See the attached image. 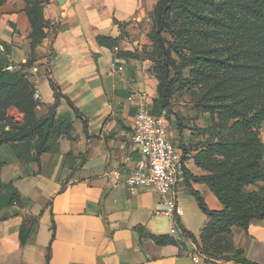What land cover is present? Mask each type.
<instances>
[{
	"label": "crops",
	"instance_id": "0c3cea01",
	"mask_svg": "<svg viewBox=\"0 0 264 264\" xmlns=\"http://www.w3.org/2000/svg\"><path fill=\"white\" fill-rule=\"evenodd\" d=\"M42 1L44 36L34 46L31 0H0V65L28 72L39 99L37 120L55 105L53 81L63 95L55 116L73 121L74 131L58 137L56 148L39 159L38 135L0 144V264H205L198 242L208 216L190 186L210 209L223 204L206 182L193 179L205 174L194 159L200 140L196 121L183 129L168 121L169 138L187 149V172L177 187L183 209L179 226L162 213L154 186L132 188L113 178L115 171L122 177L130 173L140 156L131 143L138 101L133 92L146 91L151 105L158 93L150 62L128 55L147 41L144 21L158 0ZM114 61L124 71H114ZM12 116L15 132L23 127L24 114ZM5 130L10 124L0 123V136L8 134ZM14 195L19 202H10ZM26 219L32 230L23 244ZM159 235L176 242L158 244L154 236ZM232 240L249 260L264 264V219H253L247 230L234 228Z\"/></svg>",
	"mask_w": 264,
	"mask_h": 264
},
{
	"label": "trees",
	"instance_id": "16d2710c",
	"mask_svg": "<svg viewBox=\"0 0 264 264\" xmlns=\"http://www.w3.org/2000/svg\"><path fill=\"white\" fill-rule=\"evenodd\" d=\"M42 2L31 0L29 8L35 27L34 46L44 36ZM240 2L206 0L205 5L201 0H159L156 10L160 26L158 36L161 39L164 29L177 34L172 51L183 67H190L188 82L196 90L195 106L211 115L214 130L215 140L201 141L196 145L194 159L205 174L193 176V179L206 182L223 208L210 209L201 193L190 186L200 208L208 216L201 232V242H198L205 264H221L219 261L258 264L249 260L243 248L232 240L234 228L247 230L253 219H264V140L261 137L264 123V0ZM238 5H242L241 12ZM207 6L214 8L217 14L213 15ZM188 22L194 25L188 26ZM201 40L205 45L200 46ZM136 52L128 55L138 57ZM27 64L32 63L28 61ZM169 76L170 73L160 77L159 97L152 104L155 114L160 113L161 101L171 95L173 80L167 81ZM32 87L35 85L26 72L0 69V99L6 92H12L8 100L24 114L23 127L15 132L11 131L15 121L4 123L0 120L3 126L10 124V131L5 130L8 134L0 136V144L38 135L41 143L36 158L39 159L43 152L56 148L58 137L72 135L74 123L56 118L55 106L63 95L53 81L55 105L50 115L37 120L35 107L39 99ZM67 100L78 114V108ZM183 150L184 154L187 153L186 148ZM251 184L258 188L247 190ZM19 201L15 195L10 199V202ZM31 230V222L24 220L20 232L23 244L27 243ZM154 240L158 244L176 242L169 235L154 236ZM47 260H50V251Z\"/></svg>",
	"mask_w": 264,
	"mask_h": 264
},
{
	"label": "built area",
	"instance_id": "2783aa9c",
	"mask_svg": "<svg viewBox=\"0 0 264 264\" xmlns=\"http://www.w3.org/2000/svg\"><path fill=\"white\" fill-rule=\"evenodd\" d=\"M115 50L119 51V46L116 45ZM112 68L117 72L125 69L118 61L112 63ZM134 82L133 77L130 83ZM133 95L138 97V101L132 119L131 143L140 156L134 159L130 173L122 177L121 171H115L113 178L115 183L120 181L132 188L154 186L162 197V213L177 227L178 216L183 213L177 187L186 173L184 150L169 138L165 114L152 112L148 93L134 91ZM195 260L199 261L197 256Z\"/></svg>",
	"mask_w": 264,
	"mask_h": 264
},
{
	"label": "rangeland",
	"instance_id": "374dc122",
	"mask_svg": "<svg viewBox=\"0 0 264 264\" xmlns=\"http://www.w3.org/2000/svg\"><path fill=\"white\" fill-rule=\"evenodd\" d=\"M213 1L216 0H212V2ZM227 1L236 2L239 4L241 3L240 0ZM201 2L205 4L206 0H201ZM158 3L159 0L157 1L154 9H152L150 13H148L147 19L144 21V25L146 27L145 30L147 31V41L142 44L141 48L137 47L134 52L137 51L135 54L138 55L139 59L148 60L150 62L149 70L158 80V93L155 98L159 97L158 88L160 77L164 78L168 76V73H170L169 80L167 81L173 80L172 85H170L171 95L166 100L161 101V103L159 104L158 112L165 114L168 121H171V124H174V126L178 127L179 129H183L186 127L189 128L191 125H195L196 121L198 125L195 127L200 133L199 142L206 140L213 141L215 140V138L212 135L214 130L213 128H211V115L206 112H201L195 106L196 90L188 82L190 67H183L182 61H180L176 53L172 51L173 43L175 41V37H177V34L174 35L172 34V32H170V30L164 29L162 30L161 39L158 36V33L160 31L156 12ZM208 9L213 15L217 14L214 8L207 6V10ZM238 10L240 12L242 11V5H238ZM184 22L186 23V21ZM187 25L190 26L194 24L188 22ZM203 45H205V41L201 40L200 46ZM172 60H177V62L174 64ZM1 68H3L2 65H0V69ZM26 74L28 75V72H26ZM164 87L166 86H164L163 84V89ZM24 89L25 87L22 85V90ZM33 89L35 92V87H32V90ZM11 94L12 92H6L0 99V120L4 123L14 122L12 112L15 111L16 114L20 112L18 107L13 104V102H10L8 100L9 97H11ZM192 120L194 122H192ZM262 135L264 137V123L262 125ZM180 146L182 148L185 147V145H182L181 142ZM246 189L250 190L248 189V186L246 187Z\"/></svg>",
	"mask_w": 264,
	"mask_h": 264
}]
</instances>
